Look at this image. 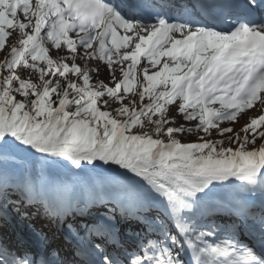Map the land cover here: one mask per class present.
I'll return each mask as SVG.
<instances>
[{
    "label": "snow or ice",
    "instance_id": "obj_1",
    "mask_svg": "<svg viewBox=\"0 0 264 264\" xmlns=\"http://www.w3.org/2000/svg\"><path fill=\"white\" fill-rule=\"evenodd\" d=\"M0 54V264H264V0H0ZM55 167L117 179L53 196ZM13 213L28 235L9 246Z\"/></svg>",
    "mask_w": 264,
    "mask_h": 264
},
{
    "label": "rangeland",
    "instance_id": "obj_2",
    "mask_svg": "<svg viewBox=\"0 0 264 264\" xmlns=\"http://www.w3.org/2000/svg\"><path fill=\"white\" fill-rule=\"evenodd\" d=\"M17 37H18V33H14L13 36H12V38L10 39L9 43L15 42V40L17 39ZM122 51H124V50L122 49ZM51 55L53 56V58H56V52H55V50L51 53ZM2 59H3V55L0 54V60H2ZM77 63H78V65L81 68L87 67L88 69H95L99 65L100 72L98 74L95 71H91L90 72V75L92 76V82L93 83H96L97 81H103L105 83H108V81L110 80V76L108 74L106 65H104L103 63H101V62H99L97 60L87 61V63L85 61H83V60H80V61H77ZM142 63H146V62H144L142 60ZM113 67L117 69L116 75L119 76L120 75L119 70H118V67L119 66L114 65ZM32 79H33L34 82H37V77L33 76ZM109 86H114V85L109 84ZM125 103H127V101H125ZM248 111L249 110H247V113H248ZM260 114H261V111L260 110H256L253 114H250V115L241 114L240 117H238V123H229V122H226V123H224L221 126L222 127H232L234 132H238V131H240V129L242 128V126H244L249 121L250 118L258 117ZM170 115H171V113H170ZM179 117L180 116H177L176 117V120H178ZM186 127H188V126H186ZM258 131H264V128L258 129ZM199 135H204V134L203 133H200ZM240 135L243 136L244 133L243 132H240ZM208 138L215 140V139H221V138H226V137H219V136H217L215 130H213L212 136L211 137H208ZM181 139H182V142L195 141L197 139V135L196 134H185L184 136L181 137ZM260 142L261 141L258 139L256 141V144L259 145ZM66 174H68V172H66L64 169L58 168V167H55V168H51V169L46 170L45 173H44V179H43L44 186L46 187V183H47L46 181L49 178L55 179L58 176H63V175H66ZM79 176H80L81 179H84L85 182L88 181L87 174H81ZM215 196L216 195H215V192H214V197ZM39 218L40 217L35 218V220H36L35 223L38 224L37 226H39V222H38ZM24 224L26 225L28 223L27 222H24ZM21 231L28 233L27 228H25L24 230H23V228H21ZM52 234L55 235L54 232L52 231L49 234L50 240L52 239ZM59 234H61V233H59ZM3 235H4V233H3ZM12 235H14V233ZM55 238L56 239L57 238H60V236H57L56 235ZM6 242L8 243V240H6Z\"/></svg>",
    "mask_w": 264,
    "mask_h": 264
},
{
    "label": "trees",
    "instance_id": "obj_3",
    "mask_svg": "<svg viewBox=\"0 0 264 264\" xmlns=\"http://www.w3.org/2000/svg\"><path fill=\"white\" fill-rule=\"evenodd\" d=\"M17 173L19 175H22V170L18 169ZM97 173H100L98 177L96 176ZM33 174L35 175V171H33ZM89 175H90V180L94 186L102 185L106 189H109V185L114 184L115 180L117 179V178H115V177H113L107 173H102V172H90ZM42 180H43V177H42ZM111 190L115 191V188H112ZM12 199L15 200L16 197L13 196ZM11 208H12V206L10 205L9 211L11 210ZM24 210L25 209L23 208V205H21V211H24ZM27 211H29L31 213L33 211V209L29 208V209H27ZM138 226L140 227V225H138Z\"/></svg>",
    "mask_w": 264,
    "mask_h": 264
},
{
    "label": "bare ground",
    "instance_id": "obj_4",
    "mask_svg": "<svg viewBox=\"0 0 264 264\" xmlns=\"http://www.w3.org/2000/svg\"><path fill=\"white\" fill-rule=\"evenodd\" d=\"M173 111H175V109H173ZM256 110H252V109H250L249 111H248V113H247V115H250V114H253L254 112H255ZM177 123L179 124V123H183V124H185V126H192V124H194V122H184L183 120H182V118L181 117H179L178 118V120H177ZM50 177V176H49ZM55 181V179H51V178H49L46 182V191L48 192V194L49 193H55V189H52L51 190V187H50V185L52 184V182H54ZM224 189H237V188H234V187H228V188H224ZM238 190V189H237ZM222 192H223V190H222ZM222 192H221V196H219L220 198L222 197ZM215 193L216 194H218V188L215 190Z\"/></svg>",
    "mask_w": 264,
    "mask_h": 264
}]
</instances>
